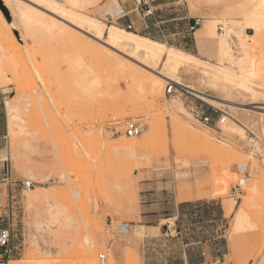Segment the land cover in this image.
<instances>
[{
	"label": "rangeland",
	"instance_id": "374dc122",
	"mask_svg": "<svg viewBox=\"0 0 264 264\" xmlns=\"http://www.w3.org/2000/svg\"><path fill=\"white\" fill-rule=\"evenodd\" d=\"M0 1L8 14L9 9L18 11L22 27V22L31 24L23 28L25 37L33 41L24 50L19 41V45L13 38L9 42L0 27V86L6 101L11 100L7 112L12 127L0 144V166L3 161L7 165L12 185L9 193L0 183V228L12 231L13 251L7 264H139L133 254L137 250L128 245L129 234H119V229H131L144 182L162 183L177 198H199L222 208L224 221L219 229L208 228L198 236L216 243L221 258L204 264H264L261 68L262 75L248 85L251 92L201 65L194 69L190 65V72L179 69L169 74L184 86L251 107L250 111L214 104L183 87L186 92L178 89L167 96L169 81L161 82L160 99V90L150 94L146 85L130 77L132 71L144 70L131 64V71H113L110 50L70 24L65 29L60 23L62 30L56 26L58 22L32 23L25 17L31 7L18 0ZM48 1L51 5L44 7L50 11L60 8L111 26L73 0H63V5ZM184 1L188 15L213 21L216 43L219 26L225 28L231 21L239 25L244 15L263 3L241 0L225 6V0ZM0 12V23L8 29ZM63 19L73 23L68 17ZM42 24L46 29H38ZM246 30L249 28L243 29L244 34ZM249 31L254 34L253 29ZM259 31L264 37V26ZM106 32L102 41H106ZM230 36L228 60L221 61L217 45V58L208 64L236 67L241 56L238 30ZM38 38L43 42L37 43ZM250 66L252 63V69ZM154 69L165 74L162 63ZM9 85L15 92L8 90ZM197 103L212 105L218 111L217 119L223 113L232 128L224 130L218 120L210 126L201 124L194 112ZM188 104L193 110L186 109ZM131 120L142 127L134 138L124 134ZM119 144L128 145L131 151L116 150ZM238 165L245 169L234 171L233 166ZM241 178L245 185L239 198H234L231 189ZM27 181L34 185L31 189L24 187ZM180 228L183 235L187 222L180 223ZM119 239L125 240V247L118 245ZM99 255L105 257L104 262Z\"/></svg>",
	"mask_w": 264,
	"mask_h": 264
},
{
	"label": "crops",
	"instance_id": "0c3cea01",
	"mask_svg": "<svg viewBox=\"0 0 264 264\" xmlns=\"http://www.w3.org/2000/svg\"><path fill=\"white\" fill-rule=\"evenodd\" d=\"M18 1L24 3L25 7H31L30 9L36 13L41 11L43 14L44 12L43 15L46 19L53 18V21L62 22L61 24L64 23L63 25H66V22L47 13L44 10L47 9L46 7L38 5L32 0ZM54 1L64 4L63 0ZM73 1L76 2L77 6H85V11L89 15L100 19L107 25L126 29V31H128L127 28L130 26L131 30L128 31L130 33L190 54L205 62H211L217 58L218 45V56L220 58V38L223 32L216 33L218 36L216 43L213 40L215 35L213 21L206 20L203 22L199 16L188 15L186 13L187 4L184 0H150L149 7L152 9L153 14L146 18L136 9L138 0ZM225 1V6H235L241 2V0ZM249 10L244 11L243 14ZM9 11V18L14 31L6 22L5 17L4 20L8 29L0 23L1 30L4 28L2 31L7 35L9 42L13 38L16 44L19 45V41L25 50L33 41L25 37L26 33L23 27L28 28L31 24L21 21L23 23L22 27L19 22L18 11L15 8L9 9ZM219 27L223 28L222 26ZM249 30L245 31V35L253 34H250ZM36 41L39 44L43 42L42 38H38ZM255 57L259 67L264 71V37L257 44ZM7 88L10 92H15L13 85H9ZM8 102H11V100L6 101V94L0 86V144L6 138L10 128V125H8ZM208 104L197 103L194 107L195 117H208L214 123L218 120L215 115L218 111ZM186 109H190L189 104ZM225 122L226 117H224L222 122L224 130L232 128L230 123L227 124ZM115 149L123 154L131 151L128 145L121 144L115 146ZM5 171L7 174H5ZM2 179L7 180L2 181ZM0 183H4L9 189V193L12 192L11 178L4 161L0 166ZM141 186L138 215L132 223L131 229L128 230L127 226H125L124 231L119 229V234H129L128 239L130 242L128 245L137 250L139 264H204L207 260H218L221 258L216 243L210 242V240L198 239V236L202 235L205 229H219L220 224L224 221L222 208L217 202L210 204L208 200L199 198H189V200H185L181 196L177 198L174 192L170 188L164 187L162 183L159 186L156 182H144ZM168 220H178L176 225L180 229L179 236L175 237L166 231L165 225ZM183 221L187 222V229H184V232H187L183 235L188 238L185 239L181 235L183 229L181 231L180 228V223ZM3 228L6 227L3 226L0 229ZM124 241L119 239L118 245L125 247ZM117 255H119L118 252Z\"/></svg>",
	"mask_w": 264,
	"mask_h": 264
},
{
	"label": "bare ground",
	"instance_id": "6f19581e",
	"mask_svg": "<svg viewBox=\"0 0 264 264\" xmlns=\"http://www.w3.org/2000/svg\"><path fill=\"white\" fill-rule=\"evenodd\" d=\"M32 1H34L36 4L41 5V6L51 5L48 0H32ZM258 5L259 6H257L253 11L244 15L242 21L237 22L239 25H235L231 21L230 23L225 24V28H223V33L221 34V38H220V59H221V61L226 60L227 57L230 56L229 51H228L230 40L232 39L231 38L232 36H230V35L232 32H235L238 30V40H239L238 42H239L240 49H241V56L239 57V61L238 62L236 61L237 65L235 68H228L221 63H217L216 65L208 64L207 62L200 60V59H198V58H196L190 54L169 48L163 44L154 42V41L149 40L147 38L140 37L138 35L130 33L128 31L121 29V28H118L116 26H106L105 24H103L99 20H95L93 18L79 17V16H76L72 12H67V11L61 10L60 8H58V9L54 8V12L50 11L48 9H44V10H46L47 13H50V14L58 17L57 19H61L62 21L66 22L67 26H68V24H70L69 26L78 30L77 32H79V31L83 32L85 35L92 38V40H95V42L100 43L105 48L110 50V53H111L110 58H111V65H112L113 71H118V72H124L127 70L131 71V69H132L131 64H134V65L138 66L139 68H141L142 70H144L146 73L148 72V75H147L144 71L138 72L135 70V71H132V73L130 74V77L132 78V80H136V82L139 81L138 83H140V84L142 82L143 83L142 86L146 85V87H147L146 89H148L150 94L154 95V93L157 92V90H160L158 95H157V97H160V99H161V97H163L162 83L161 82L171 81V82L175 83L177 86L186 88L190 92H194L195 95H198L201 98H203L209 102H212L214 104H217L220 106H225V107H228L230 109H237V110L241 109L243 111L244 110L250 111V109H252L251 107L249 109H246V108L241 107L243 105L232 103L230 101L223 100V99H218V98L206 96L204 93L195 90L192 86H184L181 83L174 81L170 77L172 75H169V74L176 72L179 69H183V71L188 72L189 71L188 68L190 67V65H192L190 68H193L194 65H201V66H204V67L211 69L210 70L211 73L213 71L216 72L217 73L216 77L224 79V80H228L231 82L237 81V82L241 83V85H243L246 90H247V88L249 90L248 85L249 84L252 85L251 81L254 80L253 78L254 77L256 78L257 75H262V73L259 69L260 67L256 63L257 60L255 57V50H256L259 38L262 36V33L259 31V29L262 28V26H264V7H263L264 6V0H263L262 4H260V2H259ZM41 14H42L41 11L40 12L38 11V13H36L35 11H32L30 9V15H25V17H27V19L29 21H31L32 23L33 22L34 23L47 22L46 17H44V15H43L44 12L42 15ZM50 14H49V16H50ZM59 14L61 16L70 18V21L72 20L71 22H73V23H69L68 21H66L67 19H63L64 17L59 16ZM48 22L50 24L52 23L51 25H53V23H55V21H53V20L48 21ZM60 23H62V22H60ZM60 23H58V25L56 23V26H58V28L61 26V25H59ZM8 24L10 26H12L11 23L8 22ZM42 25H43V27H39L38 29H41V28L46 29V27H45L46 25H44V24H42ZM35 26H36V24H35ZM62 26L63 27L65 26L66 27L65 29H67L66 25H62ZM62 26H61V29H62ZM49 28H50V26H49ZM69 28L70 27H68V29ZM245 28L253 29L254 34L249 35V36L245 35L243 32V29H245ZM52 29H54V27ZM61 29H59V30L60 31L64 30V29H62V30ZM76 30L75 31L72 30L75 33V35H76ZM105 30L107 31L106 32V41H102V37L104 35ZM66 32L69 33L68 31H66ZM49 33L51 34L52 32H49ZM69 36H70V33H69ZM72 37H73V35H72ZM99 49H102V48H99ZM122 58H124L126 61ZM160 63L163 64V68L165 71L164 73L166 75L155 71V69H154L155 65L160 64ZM225 63H227V62H225ZM251 63H252V66H250V67L254 68V72L250 71L253 68L249 69V64H251ZM196 68H197V66H196ZM149 74H151V75H149ZM206 79H208V78H206ZM93 85H95V84H93ZM248 92H251V91H248ZM253 96H254V94H253ZM244 107H248V106H244ZM259 111H261V110H259ZM169 115H170V113H169ZM223 121H224V119H223ZM10 128H12V127L10 126ZM261 131L264 134V125H262ZM244 169H245V165L233 166L234 171H237V170L243 171ZM241 181L245 185V179H241ZM121 231H124V230L121 229ZM89 245H90V243H89ZM133 254H134L135 258L139 259V256H138V254H136V252Z\"/></svg>",
	"mask_w": 264,
	"mask_h": 264
},
{
	"label": "built area",
	"instance_id": "2783aa9c",
	"mask_svg": "<svg viewBox=\"0 0 264 264\" xmlns=\"http://www.w3.org/2000/svg\"><path fill=\"white\" fill-rule=\"evenodd\" d=\"M137 10L141 13V15L143 17H148L151 16L153 14L152 9L149 7L150 5V0H138L137 2ZM128 31L131 30V27L128 26L127 28ZM219 33L223 32V28H218ZM177 86L175 83L169 81L167 83L166 86V90H165V95L167 96H172L175 94L176 90H181L182 92H186L182 87ZM223 113H221L219 119H218V123H222L223 122ZM198 121L201 122V124H203L204 126H210L211 125V120L208 117H197ZM126 129L124 131V134L126 137L128 138H134L137 137L141 134L142 132V127L139 125L138 122L136 121H128L127 124L125 125ZM5 174L6 171H5ZM6 178V177H5ZM244 179V178H241ZM241 179L238 180V182L232 187L231 189V195L234 198H239V196L242 193V188L244 187L243 182L241 181ZM7 179H2V181H5ZM24 187L26 189H31L34 185L27 181L24 184ZM169 221V220H168ZM166 223L165 227H166V231L169 233H173L172 235L177 237L180 235V229L177 227V222L178 220H172V222H168ZM124 227H122L123 230ZM11 241H12V231L10 230V228L6 227L3 229H0V264H7L12 256V247H11ZM203 255V254H202ZM99 259L101 262L105 261V257L103 255H99ZM220 261V258L218 259V262Z\"/></svg>",
	"mask_w": 264,
	"mask_h": 264
},
{
	"label": "water",
	"instance_id": "95a60500",
	"mask_svg": "<svg viewBox=\"0 0 264 264\" xmlns=\"http://www.w3.org/2000/svg\"><path fill=\"white\" fill-rule=\"evenodd\" d=\"M0 10L2 11V13H3L5 19H6L9 23H11L10 18H9V14H8L7 11H6V8H5L4 6H2L1 1H0ZM11 27H12V26H11ZM5 167H7V165H5Z\"/></svg>",
	"mask_w": 264,
	"mask_h": 264
}]
</instances>
